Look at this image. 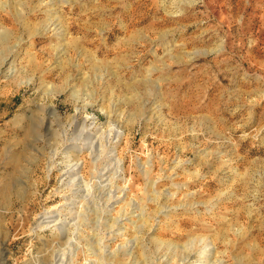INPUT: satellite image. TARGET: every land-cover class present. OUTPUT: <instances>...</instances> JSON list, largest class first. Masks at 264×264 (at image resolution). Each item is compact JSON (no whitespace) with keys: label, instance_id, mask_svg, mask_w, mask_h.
Returning a JSON list of instances; mask_svg holds the SVG:
<instances>
[{"label":"rangeland","instance_id":"374dc122","mask_svg":"<svg viewBox=\"0 0 264 264\" xmlns=\"http://www.w3.org/2000/svg\"><path fill=\"white\" fill-rule=\"evenodd\" d=\"M0 264H264V0H0Z\"/></svg>","mask_w":264,"mask_h":264},{"label":"bare ground","instance_id":"6f19581e","mask_svg":"<svg viewBox=\"0 0 264 264\" xmlns=\"http://www.w3.org/2000/svg\"><path fill=\"white\" fill-rule=\"evenodd\" d=\"M52 29H53V27H52Z\"/></svg>","mask_w":264,"mask_h":264}]
</instances>
